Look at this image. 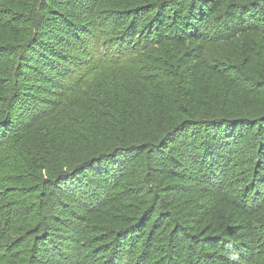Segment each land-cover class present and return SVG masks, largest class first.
<instances>
[{"label":"trees","instance_id":"trees-1","mask_svg":"<svg viewBox=\"0 0 264 264\" xmlns=\"http://www.w3.org/2000/svg\"><path fill=\"white\" fill-rule=\"evenodd\" d=\"M0 264H264V0H0Z\"/></svg>","mask_w":264,"mask_h":264}]
</instances>
